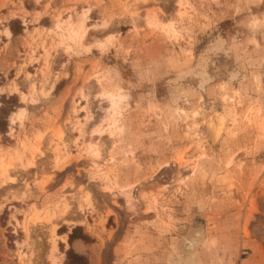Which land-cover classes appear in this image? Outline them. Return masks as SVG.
Segmentation results:
<instances>
[{"label":"rangeland","instance_id":"obj_1","mask_svg":"<svg viewBox=\"0 0 264 264\" xmlns=\"http://www.w3.org/2000/svg\"><path fill=\"white\" fill-rule=\"evenodd\" d=\"M0 157V264H264V0H0Z\"/></svg>","mask_w":264,"mask_h":264},{"label":"bare ground","instance_id":"obj_2","mask_svg":"<svg viewBox=\"0 0 264 264\" xmlns=\"http://www.w3.org/2000/svg\"><path fill=\"white\" fill-rule=\"evenodd\" d=\"M79 29L81 28V26L80 27H78ZM79 29L78 30H72L71 31V33L74 35V36H78L79 37ZM81 36V35H80ZM113 104H114V102H112ZM23 113H24V109H21L19 112H18V117H21L22 115H23ZM19 119V118H18ZM93 151V155H94V158L95 159H98L99 158V149L97 148V149H94V150H92ZM6 165H4V162H3V158L2 157H0V173L2 174V175H6V173H7V171H6V167H5ZM9 169V168H8ZM7 169V170H8ZM8 174V173H7ZM8 176V175H7ZM4 177V176H3ZM9 178V180H13V178H11L10 176L8 177ZM6 179H7V177H6ZM53 231H54V226H53V229H52Z\"/></svg>","mask_w":264,"mask_h":264},{"label":"trees","instance_id":"obj_3","mask_svg":"<svg viewBox=\"0 0 264 264\" xmlns=\"http://www.w3.org/2000/svg\"><path fill=\"white\" fill-rule=\"evenodd\" d=\"M1 125H2V127H4V126L6 125L5 121H3V122L1 123ZM72 238H73V232H72V234H70V236H69V240H71Z\"/></svg>","mask_w":264,"mask_h":264}]
</instances>
